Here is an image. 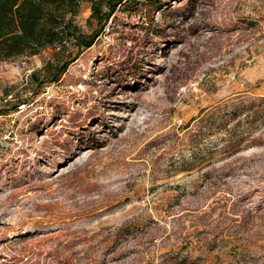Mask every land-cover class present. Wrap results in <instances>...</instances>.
Returning <instances> with one entry per match:
<instances>
[{
    "label": "rangeland",
    "instance_id": "1",
    "mask_svg": "<svg viewBox=\"0 0 264 264\" xmlns=\"http://www.w3.org/2000/svg\"><path fill=\"white\" fill-rule=\"evenodd\" d=\"M91 14L0 60V264H264V0Z\"/></svg>",
    "mask_w": 264,
    "mask_h": 264
},
{
    "label": "trees",
    "instance_id": "2",
    "mask_svg": "<svg viewBox=\"0 0 264 264\" xmlns=\"http://www.w3.org/2000/svg\"><path fill=\"white\" fill-rule=\"evenodd\" d=\"M130 1L0 0V60L36 56L47 48H55L59 49V54H68L69 62L75 61L92 48L100 36V30L87 34L77 24L82 5L90 4V18L102 27L119 7L127 6ZM64 70L59 74L66 72ZM52 73L51 76L56 75ZM33 76L39 81L36 74ZM58 80L59 77L50 82Z\"/></svg>",
    "mask_w": 264,
    "mask_h": 264
},
{
    "label": "built area",
    "instance_id": "3",
    "mask_svg": "<svg viewBox=\"0 0 264 264\" xmlns=\"http://www.w3.org/2000/svg\"><path fill=\"white\" fill-rule=\"evenodd\" d=\"M12 122H14V121H12Z\"/></svg>",
    "mask_w": 264,
    "mask_h": 264
}]
</instances>
